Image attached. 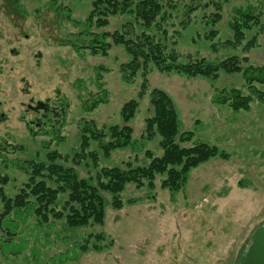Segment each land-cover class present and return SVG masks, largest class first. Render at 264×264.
<instances>
[{"label": "rangeland", "instance_id": "374dc122", "mask_svg": "<svg viewBox=\"0 0 264 264\" xmlns=\"http://www.w3.org/2000/svg\"><path fill=\"white\" fill-rule=\"evenodd\" d=\"M163 1L166 17L169 16L162 22L165 34L155 25L147 31L169 48L176 47L183 60L204 57L218 61L237 55L249 58L243 66L264 65V33L259 34L255 47H244L245 40L254 36L257 28L245 31L243 45L225 44L233 36L229 28L232 8L248 5L259 8L264 0H221V19L214 27L205 24V17L216 11L212 5L203 8L210 0ZM198 3L200 6L190 15V24L183 26L188 6ZM91 7V0H0V146L4 140L11 146H22L7 156L45 161L47 142L62 155H73L80 146L81 119L92 120L104 128L123 124L121 106L131 98L139 102L128 124L134 130L133 137L138 138L144 131L146 117L152 114L148 92L153 87L171 97L180 131L195 129L193 138L216 145L229 156H214L192 168L183 190L175 193L160 186L164 174H157L153 189L129 184L122 193L124 200L133 197L141 200L126 203L119 210L110 206V195L102 192L106 214L101 225L92 222L89 226L71 228L64 226L62 220H54L52 227L43 226L38 231L36 218L31 216L26 223L18 224L12 242L4 248L1 241L6 230L0 224V264H55L56 256L67 253L73 242L101 231L107 236L106 243L110 238L114 240L112 246L102 251L79 250L76 258L68 259L67 263L238 264L252 232L264 222V103L254 100L249 109L234 111L229 103L213 101L216 89L223 87H236L243 94L248 93L241 72L222 71L217 78L210 79L179 72L163 73L153 64L148 65L145 76L149 89L138 98L143 71L139 70L130 81L123 79L120 65L129 62L131 55L122 45L112 44L105 55L92 54L88 47L76 50L72 45L89 43L87 36L79 34ZM127 21L134 22L133 16L115 14L109 17L107 25L92 26L91 31L121 30ZM142 29L137 25L135 32ZM210 30H216L217 35L208 41L205 35ZM107 40L111 43V38ZM97 71L102 73L104 92L95 85ZM258 87L263 86L257 84ZM104 93L106 103L93 110L84 108L97 94ZM59 103L63 105V116L58 115ZM47 113L52 116L50 120L45 118ZM52 123L58 130L54 134L44 133ZM28 125L36 135L31 134ZM56 135L62 140L56 139ZM145 141V149L155 156L162 154L158 135ZM91 143L102 165L122 167L124 161L135 155L130 148H122L105 157L97 143ZM138 156L139 164L149 162L143 151ZM65 164L76 168L83 178L95 173L84 162ZM0 174L8 175L5 191L11 196L27 179L19 167L5 165L1 159ZM64 199V195L59 197L58 207ZM2 207L0 203V213ZM23 241L27 246L19 254L6 252L23 247ZM33 247L38 251L37 259L32 256Z\"/></svg>", "mask_w": 264, "mask_h": 264}, {"label": "trees", "instance_id": "16d2710c", "mask_svg": "<svg viewBox=\"0 0 264 264\" xmlns=\"http://www.w3.org/2000/svg\"><path fill=\"white\" fill-rule=\"evenodd\" d=\"M91 10L87 18L83 21L84 29L80 34L88 37L89 43L78 45L72 43L75 49L88 47L92 54L101 53L105 55L112 44L122 45L131 55L127 63L120 65L123 73V79L130 81L139 70L142 69L144 78L141 87L137 93L141 98L149 89L146 80L148 65L153 64L161 72H179L188 76H205L215 79L220 72L227 73L241 72L244 84L247 86L248 93L234 87L216 89L213 96L215 103H229L232 109L247 110L252 102L260 101L264 103V65H253L243 62L249 61L245 56L240 58L237 55L229 56L218 61L208 60L204 57L191 58L186 60L181 58V53L176 47H168L161 39L157 38L152 32L147 31L155 25L165 34L166 28L162 22L169 18L164 10L163 0H91ZM212 5L214 13L210 14L205 20V24L214 27L221 19V0H210L204 7ZM200 3L189 5L185 19L181 22L186 26L190 24V15L196 10ZM172 7V5H171ZM117 15H131L134 22L127 21L122 24V29H116L113 32L91 31L92 26L101 28L109 23V17ZM264 3L259 7L242 6L233 7L229 28L233 33L231 40H226L225 44L229 46L243 45L246 39V32L257 31L250 39H246L244 47L252 49L256 46V40L259 34L264 33ZM76 24H80L75 21ZM137 25L142 29L136 33ZM216 30H210L205 35L206 40H213L216 36ZM107 38H111V43ZM175 42V41H174ZM216 46L215 44H212ZM101 70H105L102 66ZM95 85L100 91L104 90L102 73L97 71ZM257 84L262 88H257ZM102 92V93H103ZM149 102L152 106V114L146 117L143 133L138 137H133V128L128 124L138 109V99L131 98L123 103L120 110L123 124L109 125L107 128L98 127L92 120L81 119L79 122L80 146L79 150L73 155L61 154L57 148H51L49 142L44 143L47 151L44 155L45 161L35 159H10L7 156L9 152H16L22 146H11L7 140H4L0 146V159L5 165L10 163L16 168L19 167L26 175V182L21 184L18 192L14 196L5 191L8 175L0 174V203L3 206L0 213V224L6 230V237L1 241V246L6 247L16 234L18 224L26 223L28 217L35 216V227L38 231L44 229L43 226L52 227L54 220H62L64 226L78 228L89 226L90 223L103 224L105 218V197L102 192L110 195V206L114 209H122L123 206L134 204L141 200L139 197L128 198L124 200L122 193L129 184L136 188L143 186L154 188V180L157 174L166 175L161 181L160 186L169 189L172 193L183 190L192 168L202 164L204 161L219 156L226 158L229 153L219 150L216 145H211L205 141L193 138L196 130L180 131L178 127V117L176 107L166 92L162 89L153 87L149 89ZM107 102L106 94H97L89 105L84 104L87 110L96 109V106ZM58 115L63 116V105L59 103ZM46 110V106L43 107ZM52 115V114H50ZM52 116L45 114L46 120ZM50 130L46 134H54L56 126L50 124ZM31 134L36 135L31 125H28ZM159 136V145L162 148L161 155L145 149V140L151 141L155 136ZM55 137V136H54ZM59 141L62 138L59 135L55 137ZM97 143V148L105 157H110L114 150L130 148L135 155L133 159L123 162V166H107L100 164V155L98 151L91 148L92 143ZM190 146L183 145L190 143ZM55 145V144H54ZM144 153V157L149 159L145 165L139 164V152ZM72 161L74 164H84L93 167L95 173L87 178L80 177L76 168L66 165L65 162ZM61 195L65 196L62 206L58 207L57 201ZM83 240L73 242L68 248L67 253H60L56 256L57 264H68V259H75L79 250L102 251L112 246L114 240L109 239L106 243L104 232L97 234H88ZM27 246L23 241V247L10 249V253L19 254ZM36 248H32V256L37 259L39 256ZM243 252V251H242ZM242 254V253H241ZM240 254V255H241ZM55 263V264H56Z\"/></svg>", "mask_w": 264, "mask_h": 264}, {"label": "water", "instance_id": "95a60500", "mask_svg": "<svg viewBox=\"0 0 264 264\" xmlns=\"http://www.w3.org/2000/svg\"><path fill=\"white\" fill-rule=\"evenodd\" d=\"M238 264H264V222L255 228Z\"/></svg>", "mask_w": 264, "mask_h": 264}]
</instances>
